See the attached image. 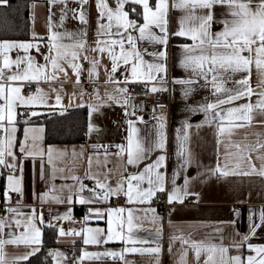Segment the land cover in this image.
I'll return each instance as SVG.
<instances>
[{
  "label": "crops",
  "instance_id": "obj_1",
  "mask_svg": "<svg viewBox=\"0 0 264 264\" xmlns=\"http://www.w3.org/2000/svg\"><path fill=\"white\" fill-rule=\"evenodd\" d=\"M111 7H115V0H107ZM177 3L180 0H176ZM67 8L61 0L50 3V0H31V33L32 37L26 40L33 47L25 51L18 45L7 47L6 51L0 52V64L7 55L11 60H20V72L28 67L29 58L33 67L45 64L44 55L49 53L53 43L73 44L76 41L85 42L83 49H77L78 57L75 63L82 66L83 62H88V68L80 71V82L77 84V77L70 64L66 60L60 63L67 73L58 72L54 80L24 81L34 84L36 93L37 87L43 91L39 95L43 97V102L31 105L16 102L14 109L16 115L14 148L12 151L16 157L6 156V163H16V167L10 168L0 165V188H9L8 176L13 175L20 178L22 189L21 201L18 205L10 206L17 211L0 215L4 219L3 233L6 235L12 232L20 235L25 231L24 223L27 222L28 215L32 214L33 208L37 220V226L42 229L44 225H53L57 234V246L51 250L52 264H159L161 257V242L165 239L167 246L166 257L169 264H181V254L185 252V264H205L207 252L202 248L197 258L195 250L190 243H182L181 237L186 241L203 242L204 245H215L216 251L213 253V260L218 264L223 257L225 264H229L230 257L239 256L247 264L249 255H257L255 249H249L248 244L264 245V221L260 219V213L264 210V176L259 174L261 166L264 165V147L257 148L259 143L264 145V113L259 109H253L251 122L242 121H221L216 115L219 111L222 115H227L229 107H237L241 103L255 104L258 93L262 89L256 88L257 78L255 69L250 77V83L255 91L248 97H241L238 100L219 105L217 109L208 110L206 113L201 109V105L214 102L217 98L212 94L211 87H205L203 77L192 74L191 69L181 66V59L184 50L181 44H191L189 37L173 36L172 33L178 31L181 17L194 12L196 15L206 14L208 9L204 8H174L173 0H167V45L149 40L147 35L143 39L139 38L138 30L133 31L136 37L137 49L141 52L143 60L150 64L164 63L166 72L156 73L162 79H147V65L142 66L145 73L143 79L131 78V63L125 67L123 61L118 63V67L113 72L112 62L107 51L101 53L94 51L96 41L101 42L118 38V36L107 37L101 34L97 36V16L96 0H87L84 5L87 23H81L78 19L80 5L77 0H66ZM151 6H155V0H149ZM136 12L133 13L132 9ZM61 9H65V19L61 22ZM72 9H76V16ZM125 10L129 12V18L143 23V8L131 3L125 5ZM214 19L211 25L213 33L223 28L222 23H218L229 15L226 5L216 4L213 6ZM51 15V30L49 29V16ZM102 22L107 24V18ZM186 26H188L186 24ZM151 30L159 34V29L150 26ZM71 33V36L61 35L57 40L50 41L49 34ZM116 33V25L113 22L111 29ZM33 33L36 34L35 38ZM86 33V36L84 35ZM175 37L183 38L176 40ZM126 39V37H125ZM3 41V40H1ZM37 46L39 51H37ZM101 46H104L103 43ZM129 48V45H125ZM119 55V46H115ZM161 50H166V58L152 55ZM55 55V51L52 52ZM87 57L85 59L84 57ZM71 57H69V60ZM96 59L99 64L95 71L89 72L92 67V60ZM17 65L12 64L10 69H4V78L0 83H22L7 81V75L15 73ZM52 73L54 70L48 62L44 70ZM126 74L129 79L126 82ZM240 74H233L227 81L229 88H236L234 80H239ZM173 85L172 103L170 110H157L149 115L136 116L129 119L125 114L126 97L130 92L131 84H141L143 88L151 90L153 86L158 89H165L167 82ZM181 81H192V83H181ZM87 83L94 85L93 90L87 88ZM127 89V92L119 89ZM55 89V91H53ZM27 97L29 94H23ZM61 96V103L56 104L55 97ZM223 99L224 97H220ZM6 103L0 98V104ZM95 106V110L89 116V107ZM84 106L87 111L86 116V139L82 143H46L44 137V126L32 118H43L50 112L62 113L71 108ZM25 108L30 112V119L18 115L17 109ZM6 111V109H5ZM32 113H36L32 115ZM138 117L142 119H137ZM91 119L95 128L89 132L88 124ZM134 121L132 127L137 131L133 134L134 139H139L145 146L151 145L149 152L138 164L129 165L127 163V137L129 124L127 121ZM27 121V123H25ZM8 127L7 119L3 121ZM226 126L230 123L233 126L231 131L217 135L219 125ZM163 125V149L156 148L157 132L160 125ZM29 129L27 138L24 129ZM4 128H0V136H6ZM26 141L25 151L37 153L35 156H24L20 151V142ZM219 141V142H218ZM124 145L125 151L117 147ZM239 145V147H237ZM49 146H51V163H49ZM254 149V150H253ZM43 153V156L40 155ZM183 153L184 155H182ZM163 155L164 160L158 169H154L152 175L155 179V172L163 174V191L159 190L160 185H155L154 195L147 200L137 196V190L143 192L148 187L147 177L143 181L137 182L135 176L145 173L148 165L155 166L159 156ZM190 155V162L185 163L186 156ZM250 158V159H249ZM43 161V178L41 177V164ZM219 165V169H217ZM255 165V169L251 167ZM75 177L76 179H73ZM129 177H132V195L130 201L128 195ZM97 181L105 183L108 187L100 191L99 197H94L88 189L97 187ZM187 181V183H186ZM83 184L87 187L80 193L85 202H77L75 194L79 186ZM122 185L118 194L104 195L109 189L115 190L117 185ZM71 186V187H68ZM74 198L68 202L69 192ZM173 192L177 199L169 202L168 194ZM47 193L42 201L40 195ZM187 193V194H185ZM114 196H122L124 201L121 205L110 204ZM57 197L58 199H53ZM165 199L169 207L163 214L161 201ZM63 201V202H59ZM90 201V202H89ZM143 201V202H141ZM45 205L51 206V218L44 217V224L39 223V215ZM69 209L71 211L69 212ZM89 209H100L102 216L91 214L89 219ZM109 209L113 219V230L121 232L120 220H124L123 234L132 235V240H106L108 230ZM123 209V212L119 210ZM132 209L133 223L140 227H134L131 233L128 232L127 218L128 210ZM150 209H154L153 213ZM65 215L70 219H63ZM60 217V219H53ZM155 217V218H154ZM16 219H21L22 224L17 228ZM259 225V227H256ZM102 228V235L105 240L100 244L83 243V230L87 228ZM65 230L64 235L59 233V229ZM72 229L73 232L68 230ZM254 229V231H252ZM79 233V234H76ZM248 236L247 241L243 238ZM175 237V239H172ZM143 241V243H141ZM42 243V241H41ZM41 243L36 244H6L3 247L6 264H28L26 260H16L15 257H22L27 253L34 255L40 250ZM171 244V251L169 245ZM234 245H239L236 247ZM129 248H152L159 247L160 252H122ZM223 247L227 251L221 253L219 249ZM38 249L33 251V249ZM86 252L103 253L113 250L117 253L115 257L100 256L99 258L81 256V250ZM63 254V255H60ZM32 255L28 256L29 259ZM121 255L123 259H121ZM212 264V262H210Z\"/></svg>",
  "mask_w": 264,
  "mask_h": 264
},
{
  "label": "snow or ice",
  "instance_id": "obj_2",
  "mask_svg": "<svg viewBox=\"0 0 264 264\" xmlns=\"http://www.w3.org/2000/svg\"><path fill=\"white\" fill-rule=\"evenodd\" d=\"M57 0H50V3H55ZM67 8L66 0H61ZM80 5L78 19L81 23L86 24V11L84 5L87 3V0H77ZM7 0H0V5H5ZM133 4L142 6L143 12V23H138L137 20L129 18V12L125 10L126 4ZM226 5L229 11V15L218 21V23L223 24V28L220 31L215 33L211 30V25L214 19V13L212 8L214 5ZM172 6L174 8H192L197 7L208 9L206 14L196 15L194 12L189 13L185 17H181L179 21L178 31L172 33L173 36L189 37L192 41L191 44H181L180 47L184 50V56L181 59V66L185 69H191L192 74L197 77H203L205 80V87H211L212 94L216 96L214 102H208L201 105V109L206 113L208 110L217 109L219 105L231 103L232 101L238 100L241 97L248 96L250 97L255 89L251 86L250 77L253 73V68L255 69V74L257 78L256 88L262 89L258 93V98L253 103H241L237 107H229L227 109V115H222L217 111L216 115L221 121H242V122H251L253 119L252 112L253 109H259L264 113V0H180L179 3L176 0H173ZM96 8L99 13L97 16V36L103 34L107 37L118 36V38H111L101 42L100 40L96 41V48L94 51H99L101 53L107 51L109 58L112 62L111 71H115L118 67V63L123 61L125 67L131 63V78L132 79H143L145 73L141 70L143 65H147V79L156 80L162 79L160 76H154L153 70L156 73L166 72V65L164 63L159 64H150L143 60L141 52L137 49L136 37L133 35V31H139V38L143 39L147 35L149 40L159 42L163 45H167L168 41V30H167V10L168 3L167 0H155V6H151L149 0H115V7H111L107 0H96ZM73 15L76 16V9H72ZM132 12L135 13L136 9L133 8ZM106 17L108 23L105 24L102 22V19ZM61 22L65 19V9H61ZM113 22L116 25V33L111 31L113 27ZM186 24L188 26H186ZM150 26H154L159 29V34L154 33L151 30ZM51 15L49 16V29L51 30ZM129 29L133 31H129ZM61 35L71 36V33H57L51 32L49 34V40H57ZM86 36V33H84ZM36 34L33 33L35 38ZM126 37V39H125ZM85 42L76 41L73 44H55L53 43L49 49V53L44 55L45 64H39L36 67H33L32 60L29 58L28 67L23 70V73L20 72V60L21 57H17L16 60H11L7 55L3 58V63L0 64V79L4 78V69H10L12 64L17 65V70L11 75H7V81L10 82H24V81H39L41 78L45 80H54L57 78L58 72H65V77L67 73L63 66L61 65V60H66L69 62L72 70L74 71L77 80L76 83L80 82V71L81 65L75 63V59L78 57L77 49H83ZM103 43L104 46H101ZM129 45V48H125V45ZM19 46L27 51L29 48L33 47L31 42L27 41H0V52L6 51L7 47ZM119 46V55L116 53L115 46ZM37 51L39 47L37 46ZM55 51V55L52 52ZM152 55L166 58V50H161L158 53H153ZM69 57L71 59L69 60ZM87 59V57H84ZM48 62L51 63V67L54 70L52 73H47L44 70L47 68ZM92 67L89 69V72L95 71L96 66L99 64V61L96 59L92 60ZM239 73L240 79L234 80L233 83L237 85L236 88H229L227 86V81L233 76V74ZM126 82L129 79V76L126 74ZM181 83H192V81H181ZM23 83H0V98H3L6 103L0 104V128H4L5 132L8 133L6 136H0V165H5L10 168H15L16 163L7 164L6 156H12L13 161L16 160L14 152V141L16 137L15 133V121L16 113L14 111L16 102L19 101L23 105H31L37 102H43V97L39 95L42 93V89L37 87L36 93H30L27 97L20 94ZM158 89L155 86L151 88V91L156 92ZM55 91V89L53 90ZM119 91L127 92V89H119ZM220 97H224L221 99ZM61 96L56 95L55 100L56 104L61 103ZM89 116L91 117L92 112L95 110V106L89 104ZM6 109V111H5ZM36 113H32L35 115ZM127 115V110H125ZM7 119L8 127H5L3 121ZM137 119H142L138 117ZM264 122V121H262ZM27 123V121H25ZM129 124V133L127 137V163L129 165L138 164L145 156L152 151V146H145V143L141 142L139 139H134V133L137 131L132 125L134 121H127ZM233 126H243L241 125H225L221 123L219 125L218 133H224L225 131H231ZM89 132H91L95 126L92 124L91 119L88 124ZM163 125H160V130L157 132V141L155 142V147L163 149ZM25 137L27 138L29 129L25 127L24 129ZM219 142V141H218ZM26 141L20 142V151L24 156H35L37 153L33 151H25ZM121 152L125 151L124 145H117ZM239 147V145H237ZM257 148L264 147V145L257 144ZM254 150V149H253ZM49 163H51V146H49ZM184 155L183 153H181ZM43 156V153H40ZM190 155L186 156L185 163L190 162ZM250 159V158H249ZM164 160V156L161 155L158 157L155 166L148 165L145 173H141L135 176L137 182L143 181L147 177L148 187L144 188L143 192L137 190V196L143 197V200H147L154 195L155 185H160L159 190L163 191L162 180L163 174L159 171L155 172V179L153 178L154 169L160 167L161 162ZM255 169V165H251ZM219 169V165H217ZM259 174L264 176V165L261 166ZM41 177L43 178V161L41 164ZM73 179H76L73 177ZM128 183V195L129 200L133 199L132 189L133 184L131 182L132 177H129ZM9 188L12 190L21 193L22 189L20 187V178H17L13 175L8 176ZM187 183V181H186ZM71 187V186H68ZM86 185L81 184L79 190L75 194L77 202L83 203L85 199L80 195V193L86 188ZM108 187L105 183L97 181V187L88 189L94 197H99L100 191ZM122 185H117L115 190L109 189L105 192L104 195L109 196L112 194H118ZM187 194V193H185ZM5 200H9L8 188L5 189ZM47 193H42L40 199L43 201ZM74 198L73 193L70 191L67 197L68 202H72ZM177 195H174L173 192H169L168 200L172 202L177 199ZM53 199H58L53 197ZM63 202V201H59ZM90 202V201H89ZM143 202V201H141ZM7 213H14L17 210L14 208H6ZM71 209H69V212ZM116 211L114 209H109L108 216V230L106 240H124L125 242L133 240L132 235L125 236L123 234L124 229V220L121 218L119 227L121 232L117 233L113 230V219L111 212ZM123 212V209L119 210ZM153 213L154 209H150ZM129 215L127 218V228L128 232L131 233L134 227H140L133 223L132 209L128 210ZM96 216H102L100 209H89V216H86L85 219H89L91 214ZM155 218V217H154ZM53 219H60V217H53ZM63 219H70V216L65 215ZM261 221H264V210L260 213ZM37 216L35 214V209L33 208L32 214L28 215L27 222L24 223L25 231L20 235H15L12 232H8L6 235L3 233L4 228V219H0V264H6L5 255L3 253V247L6 244H36L41 243V228L37 226L36 221ZM39 223L44 224V217L41 213L39 215ZM49 226H53L49 221ZM15 224L19 228L22 224L21 219H16ZM259 227V225H256ZM69 232L74 230L69 229ZM254 231V229H252ZM104 230L102 228H87L83 230V243L85 245L89 244H100L102 240H105V237L102 235ZM61 235L66 234L63 228L59 229ZM79 234V233H76ZM172 239H175L173 237ZM182 243H190L192 248L195 250L197 258L199 257L200 251L203 248L207 252V257L205 259V264H216L213 260V253L216 251L215 245H204L203 242L197 241H186L182 237L180 238ZM247 241L248 236L243 238ZM143 243V241H141ZM239 247V245H234ZM249 249H255L257 255H249L247 257V264H264V245H253L249 243ZM38 249H33L37 251ZM169 250L171 251V244L169 245ZM122 252H148L156 253L160 252L159 247L152 248H129L126 247L121 250ZM221 253L227 251L226 248L221 247L219 249ZM32 253H27L22 257H15L16 260H27L28 256ZM63 255V254H60ZM117 253L113 250H107L103 253L95 252L90 253L86 252L83 249L81 250V256L78 259H83L84 257L89 258H99L100 256H112L115 257ZM186 255V250L181 254L180 262L185 264L184 256ZM121 259L123 256L121 255ZM218 264H225L223 257H221ZM229 264H244V261L239 256L230 257Z\"/></svg>",
  "mask_w": 264,
  "mask_h": 264
},
{
  "label": "trees",
  "instance_id": "obj_3",
  "mask_svg": "<svg viewBox=\"0 0 264 264\" xmlns=\"http://www.w3.org/2000/svg\"><path fill=\"white\" fill-rule=\"evenodd\" d=\"M31 0H7L0 5V41L26 40L31 33ZM176 40L183 38L175 37ZM86 116L84 106L65 112H50L43 118H32L44 126L46 143H82L86 139ZM40 250L25 262L28 264H52L51 250L57 246V234L53 226L44 225Z\"/></svg>",
  "mask_w": 264,
  "mask_h": 264
},
{
  "label": "built area",
  "instance_id": "obj_4",
  "mask_svg": "<svg viewBox=\"0 0 264 264\" xmlns=\"http://www.w3.org/2000/svg\"><path fill=\"white\" fill-rule=\"evenodd\" d=\"M82 69L86 70L88 68V62L82 63ZM23 87L21 88L23 94H30L33 93L35 90V86L29 82H22ZM130 92L127 94L126 97V110H127V118L132 119L136 116H145L149 115L154 111L157 110H165L168 112L170 110V106L172 103V90L173 85L169 81L167 82L166 88L162 90H158L153 92L151 90H147L143 88L141 84H131L129 86ZM87 88L89 90L94 89V85L91 83H87ZM17 113L19 116L30 119V112L25 108H18ZM5 188H0V215L4 216L6 214L5 209L10 206L18 205L21 201L20 193L8 189V196L10 197L9 200H5ZM124 199L122 196H114L110 202V204L121 205ZM169 207V203L163 199L161 201V209L163 214ZM42 214L46 218H51V206L45 205L42 208ZM167 246L165 243V239H162L161 242V257L159 264H169L167 257Z\"/></svg>",
  "mask_w": 264,
  "mask_h": 264
}]
</instances>
